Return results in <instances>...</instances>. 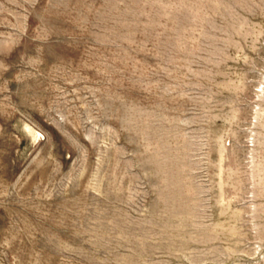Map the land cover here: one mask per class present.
Wrapping results in <instances>:
<instances>
[{
    "label": "rangeland",
    "instance_id": "1",
    "mask_svg": "<svg viewBox=\"0 0 264 264\" xmlns=\"http://www.w3.org/2000/svg\"><path fill=\"white\" fill-rule=\"evenodd\" d=\"M0 264H264V0H0Z\"/></svg>",
    "mask_w": 264,
    "mask_h": 264
}]
</instances>
